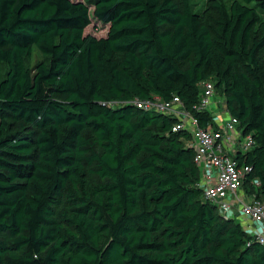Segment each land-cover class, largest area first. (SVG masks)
Returning a JSON list of instances; mask_svg holds the SVG:
<instances>
[{
	"label": "trees",
	"instance_id": "obj_1",
	"mask_svg": "<svg viewBox=\"0 0 264 264\" xmlns=\"http://www.w3.org/2000/svg\"><path fill=\"white\" fill-rule=\"evenodd\" d=\"M214 8L0 0V264H264V244L204 198L190 135L132 103L192 109L212 80L256 141L236 159L264 199V0ZM34 47L46 61L31 69Z\"/></svg>",
	"mask_w": 264,
	"mask_h": 264
},
{
	"label": "built area",
	"instance_id": "obj_2",
	"mask_svg": "<svg viewBox=\"0 0 264 264\" xmlns=\"http://www.w3.org/2000/svg\"><path fill=\"white\" fill-rule=\"evenodd\" d=\"M216 94L219 95L216 98ZM132 103L145 111L158 112L176 119L173 132H186L185 145L194 151V161L200 169L198 187L203 196L216 206L225 218L241 223L252 237L251 241L264 244V199L252 192L260 180L250 178L254 167L246 161L236 159L239 154L250 151L256 141L252 134H245L240 121L227 108L225 96L216 90L212 80L202 82V91L197 104L187 108L178 95L170 99L159 96L135 99ZM209 112L212 120L201 125L202 115Z\"/></svg>",
	"mask_w": 264,
	"mask_h": 264
},
{
	"label": "rangeland",
	"instance_id": "obj_3",
	"mask_svg": "<svg viewBox=\"0 0 264 264\" xmlns=\"http://www.w3.org/2000/svg\"><path fill=\"white\" fill-rule=\"evenodd\" d=\"M231 0H192V3L195 4L196 8L205 7L212 15H215V8L214 4L217 2H224L229 3ZM98 27L99 29L97 32L101 35H104L107 30L105 27H103L102 24H97L96 26L93 25V27L89 28L87 31L92 32L93 28ZM46 61V57L42 54V52L37 48H33L32 54L26 58V65L27 67L33 69L39 62ZM219 95L216 94V98H218Z\"/></svg>",
	"mask_w": 264,
	"mask_h": 264
}]
</instances>
